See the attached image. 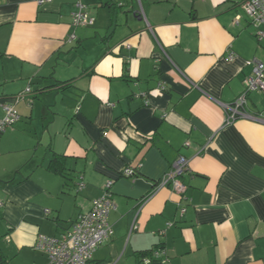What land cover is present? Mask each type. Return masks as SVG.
Instances as JSON below:
<instances>
[{"label": "crops", "instance_id": "obj_1", "mask_svg": "<svg viewBox=\"0 0 264 264\" xmlns=\"http://www.w3.org/2000/svg\"><path fill=\"white\" fill-rule=\"evenodd\" d=\"M243 2L0 0V120L32 89L0 136V264H47L38 236L67 232L110 181L114 236L90 264L156 248L168 264H264V93L245 118L225 110L264 62ZM79 5L93 26H72ZM179 156L187 192L155 191Z\"/></svg>", "mask_w": 264, "mask_h": 264}, {"label": "built area", "instance_id": "obj_2", "mask_svg": "<svg viewBox=\"0 0 264 264\" xmlns=\"http://www.w3.org/2000/svg\"><path fill=\"white\" fill-rule=\"evenodd\" d=\"M40 3L43 2L40 1ZM241 6L252 20V24L257 27V37L262 40L264 38V31L261 29L264 25V0H244ZM94 21L95 18L83 5H79L78 11L72 15V26L76 28L93 26ZM233 57V53L230 52L228 58L233 59ZM248 64L252 66V72L244 80L245 89L243 93L233 104L225 105L227 123L247 117L244 110L251 93L257 91L264 93V62L254 59ZM161 88L164 87L161 86ZM30 94H32V89L29 86L22 94L13 98L10 103L3 104L6 116L0 120V136L20 120L14 105L26 99ZM188 145V143L185 144V146ZM188 170L189 160L184 156H179L170 170L157 183L155 191L170 188L173 192L184 195L188 187L182 178ZM136 174L137 171L133 168H126L122 173L124 177L128 178L134 177ZM112 186L113 181L108 182L102 195L92 201L90 210L80 215L73 222L71 228L60 237L38 236L35 247L48 256L47 264H90L97 249L112 239L114 229L110 223V214L116 207ZM85 187V184L80 182L77 186V192L83 191ZM185 213L186 208L181 207L180 217L182 218ZM170 226L172 224H169ZM155 262L158 264L169 263L165 249H154L149 256L141 259L142 264H155Z\"/></svg>", "mask_w": 264, "mask_h": 264}, {"label": "trees", "instance_id": "obj_3", "mask_svg": "<svg viewBox=\"0 0 264 264\" xmlns=\"http://www.w3.org/2000/svg\"><path fill=\"white\" fill-rule=\"evenodd\" d=\"M65 161H66L65 157L55 155L53 160L50 162L48 169L56 174L63 176L65 179H67L70 174L67 173ZM152 251L141 254V258L145 256H149L152 253Z\"/></svg>", "mask_w": 264, "mask_h": 264}, {"label": "rangeland", "instance_id": "obj_4", "mask_svg": "<svg viewBox=\"0 0 264 264\" xmlns=\"http://www.w3.org/2000/svg\"><path fill=\"white\" fill-rule=\"evenodd\" d=\"M12 127H13V126H12ZM12 127H10V128H12ZM10 128H8V129H10ZM8 129H7V130H8Z\"/></svg>", "mask_w": 264, "mask_h": 264}]
</instances>
